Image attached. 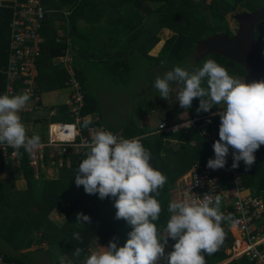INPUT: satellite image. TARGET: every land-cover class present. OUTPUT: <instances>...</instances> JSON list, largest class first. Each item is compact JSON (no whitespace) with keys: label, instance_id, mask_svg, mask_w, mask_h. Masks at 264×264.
<instances>
[{"label":"trees","instance_id":"trees-1","mask_svg":"<svg viewBox=\"0 0 264 264\" xmlns=\"http://www.w3.org/2000/svg\"><path fill=\"white\" fill-rule=\"evenodd\" d=\"M40 1L45 10L48 9L46 4L49 6L48 2H51L53 8L66 6L68 13L65 19L62 17L67 23V31L61 36L56 33V28H53L49 35V21L46 19L48 15L45 13L41 31L43 37L41 54L35 63L38 90L40 92V89L45 87L43 72L46 70L49 74L52 69L49 67L50 60L64 55L67 48L78 46L81 60L78 56H72V66L74 75L84 92L82 115L97 109L87 88L91 68L98 66L106 75L119 77L122 71L132 68L133 54H139L148 65L152 63L160 65L159 62L166 61V58L169 59L168 65L173 62H186V58L190 56L193 61L190 67L198 69L200 60L196 62L192 53L197 40L215 31L233 34L234 31L226 20L228 13L253 11L264 4V0H210L207 3L203 0L196 2L194 0H59L61 5L58 0ZM78 17L86 23L97 24L93 33L83 31L76 26ZM10 19V2L2 1L0 3V95H5ZM161 27L169 28L173 32L162 41L156 54L149 53L148 50L159 39L157 31ZM254 37L260 49L264 51V19L254 25ZM99 44H105V47L102 48ZM210 55L211 60L225 67L234 77L247 75L243 65L237 61L216 52H211ZM68 78L69 72L64 70V83L62 81L59 86L68 87L66 83ZM198 107L199 98H195L191 107L186 110L193 112L197 111ZM182 109L184 108L178 107V110ZM216 109L217 106L211 110ZM199 113L202 115L205 112ZM70 120L66 105L58 106L49 119L39 120V136L41 139L45 138L48 121ZM220 122L219 116L213 115L204 125V129L216 134L213 143L219 139ZM109 128L120 137L142 135L138 138H142L141 142L151 153V165L167 177V183L157 197L162 206L157 224L158 227L165 225L169 218L167 207L170 203L169 191L173 188V182L194 159L201 160L207 166L208 160L214 158L215 154L212 145L205 142L199 132L193 128L164 135L160 132H150L151 129L141 128L132 120L127 121L121 128ZM169 138H175L177 142L170 143L167 140ZM20 151L21 161L16 167L21 169L27 187L14 189L3 176H0V244H6L13 250L8 252L0 248V253L6 261L13 264H33L30 249L22 250V248L36 244V249H39V243L44 240L48 244L43 249L48 252L47 255L52 249L58 254L53 264H59L61 256L64 257L65 264H84L86 258L93 252L91 246L94 241L105 244L109 240L116 239L120 246L126 242L131 226L125 220L115 218L117 210L114 207V198L100 199L98 194H87L83 186L77 187L75 184L77 168L86 155L77 164L73 157L69 160L64 159V165L58 167L57 176L49 177L41 171L40 175L35 177L28 163L26 151L23 148ZM255 157V163L250 168H246L244 162L240 161L239 167L235 169L240 171L244 186L253 196L262 198L264 203V145L255 152ZM12 167L9 164H0V171H5V174L11 178L15 176ZM53 211L62 213L65 220L53 221L49 217ZM75 212L89 215L91 225L73 223L71 216ZM256 224L264 231V207ZM222 227L226 238L214 254H204L206 264L220 263L229 256L226 249L231 247L233 236L224 224ZM76 232L80 233L82 242L73 238ZM174 243L175 241L169 238L168 252L172 250ZM76 247L83 249L79 258L73 256ZM159 264H163V261ZM225 264H252V262L243 254L230 259Z\"/></svg>","mask_w":264,"mask_h":264},{"label":"clouds","instance_id":"clouds-1","mask_svg":"<svg viewBox=\"0 0 264 264\" xmlns=\"http://www.w3.org/2000/svg\"><path fill=\"white\" fill-rule=\"evenodd\" d=\"M172 82L177 85L176 100L184 109H189L195 98H199L198 113L224 105L215 113L221 121L219 139L213 144L215 158L208 160L207 167L224 168L231 147V167L237 168L243 161L250 168L255 152L264 145V80L242 81L209 59L191 72L175 66L162 78L157 77L154 86L161 98L168 100ZM29 99L28 93L0 95V144L13 148L17 157L22 155L21 148L33 153L41 145L39 135L27 134L19 115ZM91 123V117L85 118L81 127L87 129ZM190 124L186 122V126ZM141 139L98 130L82 144L87 153L77 168L76 186H83L87 194H98L100 199L114 198L115 218L131 226L122 246L112 240L101 247L103 250L92 252L84 264H206L204 254L219 250L226 238L222 224L232 220L231 214L221 211L219 194L199 201L173 200L167 207L166 224L158 227L162 206L157 197L167 177L151 165V153ZM76 223L91 225V217L77 212ZM73 238L82 242L79 232ZM169 238L175 243L166 253ZM82 251L76 247L73 256L79 258ZM60 264H65L62 256Z\"/></svg>","mask_w":264,"mask_h":264},{"label":"built area","instance_id":"built-area-1","mask_svg":"<svg viewBox=\"0 0 264 264\" xmlns=\"http://www.w3.org/2000/svg\"><path fill=\"white\" fill-rule=\"evenodd\" d=\"M9 2L11 19L8 24L9 53L5 67V94L11 97L28 93L30 99L21 111L32 112L41 102L36 83L35 63L41 54V43L43 42L41 31L46 10L40 0H10ZM67 59L64 56L61 60L66 61ZM66 83L69 88L67 106L71 120L48 121L45 138L41 139L39 149L33 153L26 152L28 163L35 177L40 175L41 170L46 173V170L50 171L63 166L64 159L69 160L73 157L77 164L87 153V149L83 148L82 144L90 141L91 136L98 130H108L120 137L116 132L95 121H92L87 129L82 128V122L86 118L81 114L84 92L72 70H69ZM223 107H217L214 111L210 110L203 115L181 122L159 121L156 129L168 135L181 129L193 128L199 132L205 142L213 147L216 134L204 129V125L210 121L211 116L218 115L215 113ZM187 121H191L190 126H186ZM131 138L138 137L129 139ZM66 141H71V143H66ZM14 151L7 144H0V164L18 166L21 156L14 155ZM232 152L230 147L225 167L216 170L208 168L199 159L192 161L187 170V179L181 183L178 191L172 193V199L191 202L202 200L204 196L214 198L219 194L222 197L221 211L225 215L231 214L232 216L231 221L223 224L232 236L234 232L239 233L233 236L232 245L228 249L229 257L236 258L244 254L252 264H264V231L256 224V220L260 218L263 211L264 203L259 196H253L244 186L240 171L231 167ZM0 264L13 263L6 261L0 253Z\"/></svg>","mask_w":264,"mask_h":264},{"label":"rangeland","instance_id":"rangeland-1","mask_svg":"<svg viewBox=\"0 0 264 264\" xmlns=\"http://www.w3.org/2000/svg\"><path fill=\"white\" fill-rule=\"evenodd\" d=\"M194 1L196 2L198 0ZM203 1L206 3L210 2V0ZM236 13L237 12L235 11L226 15V20L230 24V28L233 31H235L237 28V21L234 18V14ZM172 32L173 31L171 29L166 27L159 28L157 31L159 39L153 44L148 52L156 54L162 41ZM210 57L211 55L209 53L205 54L202 58H198L200 61L197 67H202L203 63L209 60ZM131 59L132 68L130 70L122 71L119 77L116 75L113 77L106 75V73L101 71L100 67L96 66L88 78L87 87L93 102L96 103V114L99 117L100 123H104L107 126L113 127L125 124L127 121L132 120L142 128L150 130L155 127V123L158 119H162L167 123H176L200 115V113H198L196 110L193 112H190L186 109L178 110L180 104L179 101L176 100L175 96L176 83L172 82L170 85L171 92L168 100L161 98L159 96L158 90L154 86L157 77L162 78L167 71L172 70L175 66L183 67L190 72L195 70L196 68L190 67V65L193 64L192 58L190 56L186 58V62H179L180 65L177 62H173L168 65L169 59L166 58V61H163L164 63H162V61L159 62L161 67L160 65H157V63L148 65L139 54L133 55ZM197 61L198 60H196V62ZM237 78L244 80V78L241 76H238ZM62 92L67 93V89H62ZM44 114L45 112L41 110L34 111L32 113H26L25 111L19 112L21 121L26 127L27 134L30 131V127H33V129L40 128V125H33L32 118L40 117ZM12 170L13 175H15L14 177L9 178L4 173V175L1 176L7 180L10 187L14 189H25L27 187L26 179L21 174V169L14 165ZM55 171V168L50 171L46 170V176H56ZM171 201H173V199H171ZM53 217L56 216L53 215ZM57 219L60 218L57 216ZM112 240L118 242L116 239ZM92 245H95V241ZM118 245L120 246V244ZM47 246L48 244L44 245V248ZM0 248L3 251H13L11 247L3 243L0 244ZM39 249H30L33 262H36L37 264H53L55 262L54 259L57 258L58 254L54 249L51 250L50 248L51 253L49 255H47V251H39ZM168 250L169 245H166L165 252L167 253Z\"/></svg>","mask_w":264,"mask_h":264},{"label":"crops","instance_id":"crops-1","mask_svg":"<svg viewBox=\"0 0 264 264\" xmlns=\"http://www.w3.org/2000/svg\"><path fill=\"white\" fill-rule=\"evenodd\" d=\"M2 1H10V0H0V3ZM48 3H49V6H48V4H46V6L48 8V9H46V13L48 15V16H46V19L49 21V25H48V28L50 30L49 35H51V30L53 28H56V33L59 36H61V35H63L65 33V31H67V23H66V21H63L62 20V17H64V19H65V16L67 15L68 10L66 9V6H62L60 4L61 2L59 0H58V3L61 5L59 9L53 8V6H51V2H48ZM102 20H100V22H101L100 24L103 23ZM75 24H76V26L79 29H81L83 31H89L91 33H93L94 28H96V26H97V24H94V23H90L89 24V23L84 22L80 17H78V19L76 20V23ZM91 45H93V44H91ZM99 46H102V48H104L105 47V44H102V45L99 44ZM88 47H90V46H88ZM262 52L264 53L263 50H262ZM79 55L80 54L78 53V46H74L72 48H67L64 55L58 56V57H53L50 60L51 66H49V67L52 68V69L49 71V74H47L48 71H46V70H45V72H43V76L45 77L44 78V86L45 87H43L42 89H40V92L39 93L41 95V102L39 103L38 108L34 110V111H39V110L44 111L45 114L42 115V116H40V117H34V118H32V123H33L34 126L35 125H40L39 120H41V119H49L50 116H52V114L55 113L56 108L58 106H60V105H66L67 110H68L67 103H68V99H69V88L66 85L65 86H59V85L63 81L64 70H66L67 72H69V70H72L73 71L72 56H75V57L78 56V57H80ZM64 56H66L68 58L66 61H62L61 60ZM120 56L123 57L124 54H122ZM80 60H81V57H80ZM79 62H81V61H79ZM46 67H48V66H46ZM93 71H94V68H91L89 73L92 74ZM63 83H64V81H63ZM62 89H67V93H63L62 92ZM44 98L46 99V101H45ZM93 104L96 105L95 102H93ZM217 107L219 108L220 105L217 106ZM96 108H97V106H96ZM34 111H32V112H34ZM96 112L97 111H93L92 113H88L85 116H86V118L91 117L92 121H95L96 123L100 124L101 126H103V127L107 128V129L111 130L109 128L110 126H107L104 123H100L99 122V117L96 114ZM26 113H30V112H26ZM159 121H163V120L162 119H158L156 121V123H155V127L152 128L150 130V132H158L157 129H156V124ZM122 126H123V124L117 125V126H113V128H121ZM138 126L141 127L140 125H138ZM29 129H30V131L28 132V135L29 136H32L34 134L39 135L40 128L39 129H33V127H30ZM160 133H162V132H160ZM164 135H166V134H164ZM139 136H142V135H138V136H135V137H139ZM167 140L170 143L177 142V139H175V138H172V139L169 138ZM67 166H69V165H67ZM187 170H188V168L184 172H182L180 175H178L177 178L175 179V181L173 182V188L169 191V199H170V201L172 199V193H175L176 191H178V189L181 187V183L183 181H185V179H187ZM41 171L44 172L43 170H41ZM57 171H58V168L55 171L56 172V176H57ZM3 173L5 174V171H0V176L1 175H4ZM44 175H46V173H44ZM53 215H55L56 217H53ZM57 216L60 219H57ZM49 217L53 221L56 220L58 222H61V221H64L65 220V216L62 213H58V212H55V211L51 212L49 214ZM71 218H72L73 223H76V212L72 214ZM37 234H38V232H37ZM234 235L235 236L236 235H239V233L238 232H234ZM110 241H112V240H109L108 243H105V244H102L100 242L95 241V245L94 246H91V250L93 252L101 251V250H103V249H101V247L107 246V244H109ZM42 243L44 245L47 244L44 240H42L39 243V245H40L39 251L40 250L41 251H44L43 250L44 249V245ZM34 245H35V247H34ZM34 248H36V244H31L28 248H22V250L23 249H34ZM228 249L229 248L226 249V253H228ZM231 258L232 257H229L228 256L227 259H225L224 261H222L220 263H217V264H225ZM32 263L33 264H37L36 262H33V260H32Z\"/></svg>","mask_w":264,"mask_h":264},{"label":"water","instance_id":"water-1","mask_svg":"<svg viewBox=\"0 0 264 264\" xmlns=\"http://www.w3.org/2000/svg\"><path fill=\"white\" fill-rule=\"evenodd\" d=\"M237 29L229 35L218 31L197 40L192 52L203 51L201 55L216 52L237 61L247 75L254 71H264V55L254 37V25L264 19V4L253 11L234 14ZM220 105L219 108H222Z\"/></svg>","mask_w":264,"mask_h":264},{"label":"flooded vegetation","instance_id":"flooded-vegetation-1","mask_svg":"<svg viewBox=\"0 0 264 264\" xmlns=\"http://www.w3.org/2000/svg\"><path fill=\"white\" fill-rule=\"evenodd\" d=\"M237 27H238V23H237ZM192 53L194 55L195 60H199L198 59L199 57L202 58L205 55V54L201 55V53H203V51H195ZM207 54H209V53H207ZM243 78H244V80L243 79H241V80L247 81V82L264 80V71L263 70L254 71L252 75H246ZM176 88H177V85H175V93H176ZM177 91H178V89H177Z\"/></svg>","mask_w":264,"mask_h":264}]
</instances>
